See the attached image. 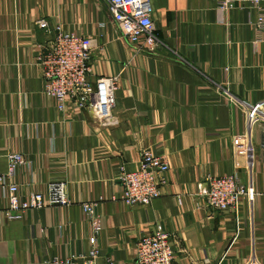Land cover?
I'll return each mask as SVG.
<instances>
[{
  "label": "crops",
  "instance_id": "crops-1",
  "mask_svg": "<svg viewBox=\"0 0 264 264\" xmlns=\"http://www.w3.org/2000/svg\"><path fill=\"white\" fill-rule=\"evenodd\" d=\"M222 1L150 0L161 44L136 52L105 0H0V174L6 154L21 153L29 166L11 179L20 192L64 181L71 200L10 219L0 192V264H43L53 255L83 264L90 225L82 201L98 202L95 264H136L135 243L156 223L171 233L172 264H264V122L243 107L264 103V32L254 42L257 8L233 0L220 9ZM57 23L91 39L92 84L118 78L117 123L104 126L71 102L60 111L43 94L36 57ZM146 150L169 164L159 196L147 205L113 199L120 166L136 169ZM233 172L254 186L253 201L236 212L196 207L198 181Z\"/></svg>",
  "mask_w": 264,
  "mask_h": 264
},
{
  "label": "built area",
  "instance_id": "built-area-1",
  "mask_svg": "<svg viewBox=\"0 0 264 264\" xmlns=\"http://www.w3.org/2000/svg\"><path fill=\"white\" fill-rule=\"evenodd\" d=\"M108 10L116 23L121 36L136 52H153L160 44L155 34L151 18L150 0H105ZM233 0L220 3V9L232 5ZM257 8L254 21L255 41L261 39L264 32V0H240ZM39 28L49 31L45 19H39ZM54 38L42 47L37 55V64L43 78V94L55 102L60 111L71 102L79 108H88L94 118L104 126L117 123L113 113L115 91L118 78L103 75L92 84L88 79L91 61V39L65 30L60 24L53 26ZM249 119L253 122H264V103L244 104ZM242 152V151H241ZM6 172L0 174L1 197L6 201L5 214L10 219H21L33 210L43 207H61L71 204L64 181H50L43 192L22 193L18 184L11 179L20 166H29V161L18 152L6 154ZM169 164L163 156L150 150L144 151L136 169L126 170L120 166L118 181L121 192L115 200L125 205H147L159 196V185L165 182L164 174ZM194 195L198 201L196 207L205 206L216 211H237L240 202L245 199L253 201L257 191L251 183L243 181L238 172L223 175H207L196 183ZM181 204V197H177ZM98 202L82 201L80 207L90 225L87 237L88 249L81 255L83 264H95L99 254L98 236L101 223L97 214ZM136 264H172L175 253L172 236L164 226L156 223L155 229L141 235L135 243ZM76 256L53 255L43 264H78ZM242 264H260L251 258Z\"/></svg>",
  "mask_w": 264,
  "mask_h": 264
}]
</instances>
